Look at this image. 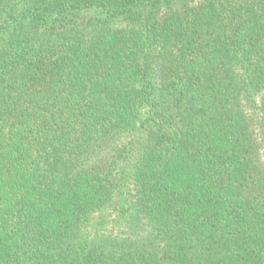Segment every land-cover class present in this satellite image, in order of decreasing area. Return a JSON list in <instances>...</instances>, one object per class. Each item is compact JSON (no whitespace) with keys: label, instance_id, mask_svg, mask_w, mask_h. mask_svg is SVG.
Segmentation results:
<instances>
[{"label":"trees","instance_id":"16d2710c","mask_svg":"<svg viewBox=\"0 0 264 264\" xmlns=\"http://www.w3.org/2000/svg\"><path fill=\"white\" fill-rule=\"evenodd\" d=\"M145 105L141 229L88 233ZM263 132L264 0H0V264H264Z\"/></svg>","mask_w":264,"mask_h":264},{"label":"rangeland","instance_id":"374dc122","mask_svg":"<svg viewBox=\"0 0 264 264\" xmlns=\"http://www.w3.org/2000/svg\"><path fill=\"white\" fill-rule=\"evenodd\" d=\"M261 101L262 94L249 97L247 101L248 113L253 118L254 124L257 127L259 126L257 107L261 104ZM154 115L153 106H143L141 110V123L145 122L146 127H140L125 136L123 150L127 147L128 151L117 158V168L114 172L117 185L115 199L111 206H107L92 215L86 227L88 233L97 231L100 235H113V233L121 234L124 231H140L141 224L134 218L132 197L136 188V172L141 153L149 143L150 135L157 130L156 121L153 118ZM262 137H264V132L262 133Z\"/></svg>","mask_w":264,"mask_h":264}]
</instances>
